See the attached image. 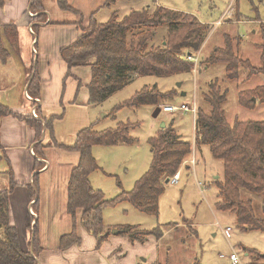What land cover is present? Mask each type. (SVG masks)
<instances>
[{
	"label": "trees",
	"instance_id": "trees-1",
	"mask_svg": "<svg viewBox=\"0 0 264 264\" xmlns=\"http://www.w3.org/2000/svg\"><path fill=\"white\" fill-rule=\"evenodd\" d=\"M6 1L0 0V10ZM56 1L61 10L76 13L69 7L67 0ZM116 1L109 0L106 7H110ZM31 9L42 12L44 10L42 0H33ZM237 14L239 22L243 17L239 10ZM253 21L262 29V44L256 45L261 50L260 66H254L250 60L242 58L240 44L237 49V45L234 44L236 38L229 35L225 37V45L216 47L206 61L202 62L201 53L211 26L201 22L193 14L160 6L133 10L123 19H120L119 12L116 11L106 23L99 22L92 16L89 25L86 28L82 27L83 33L78 40L73 45L63 48L61 54L68 65L69 76L73 68L87 66L93 58L95 59L90 65L92 79L88 85L91 104H102L139 77H169L185 73L200 75L211 72L219 65L225 67L226 80L241 81L246 75L245 81L248 82L254 76L264 75V22L259 15ZM163 26L168 27L167 35L161 39L157 38V28ZM37 31L38 26L34 32L37 34ZM8 33L16 42L17 29L14 26L3 28L0 24L2 57L10 55L3 40V34L7 36ZM237 38L238 43L242 40V44V37ZM199 63L202 68L198 73ZM32 69L28 93L37 99L40 98L41 81L38 68ZM242 72L245 73L243 76ZM201 82L202 80L199 81ZM205 86L207 89L201 88L199 104L196 98L187 104L195 102L198 107L194 120L196 144L198 147L209 146L214 158L222 160L224 164V181H215L219 187L216 208L234 213L241 230L264 233V121L236 120L231 124L225 110L228 91L223 90L217 80ZM178 94V89L162 92L158 87H144L130 99L114 106L110 115L116 119L117 114L125 108L136 110L142 106H154V114L160 110V116L165 106L174 104L166 102L161 107L162 101H175ZM238 101L246 109H255L257 104H264V85L241 90ZM11 115H15L14 112L0 101V123L3 118ZM16 116L35 130L36 155L43 158V150L47 147L41 141L43 131L49 130L53 134V122L57 117L45 119L40 115ZM139 125V122L120 121L116 127L103 130H96L90 126L77 133L73 146L56 145L65 151L79 154V162L71 171L67 188L66 212L72 218L73 228L69 234L61 238L62 250L80 243L77 237L78 223L96 238L97 249L101 248L112 234L110 229L105 231L103 218L104 210L109 206L129 202L140 213L158 217L160 198L165 192L166 184L179 174L183 163L193 152V145L183 140L172 125L160 129L158 133L148 138L147 144L152 154L151 164L147 172L136 181L132 190L121 191L114 199L106 200L104 193L95 189L90 180L91 174L99 169L93 148L134 146L140 141L132 132ZM2 150L4 148L0 139V151ZM3 161L6 169L2 172L9 176L10 183L7 189L0 192V264H37V257L42 250L38 236V221L33 226V248L31 251L24 250L21 247L18 230L10 223V196L18 184L5 153L0 155V162ZM40 169V164L36 163L35 171ZM33 180V184L29 185V192L31 198L35 200L34 207L38 213L39 175L36 174ZM244 190L261 196L259 211L252 201L243 199ZM117 229L120 230V235L127 236L132 243H144L150 236L161 240L164 236L161 227L143 230L125 225ZM195 233L197 235L196 231ZM248 252L254 256V264H264L256 250ZM195 264L201 263L196 260Z\"/></svg>",
	"mask_w": 264,
	"mask_h": 264
},
{
	"label": "rangeland",
	"instance_id": "rangeland-1",
	"mask_svg": "<svg viewBox=\"0 0 264 264\" xmlns=\"http://www.w3.org/2000/svg\"><path fill=\"white\" fill-rule=\"evenodd\" d=\"M45 1L48 6L53 5V0ZM155 6L193 14L201 22L211 26L207 39L209 43L201 55L202 62L206 61L214 48L223 47L225 37L229 35L236 38L234 44L237 45V49L240 44L242 58L250 60L254 66L261 65V50L256 45L262 44V29L258 23L254 24L253 20L259 15L264 22V0H117L110 7L103 8L97 20L106 23L116 11L119 12L120 19H123L133 10ZM237 10L243 18L235 24L238 19ZM167 31V26L158 27L157 38L161 39L162 36L167 35ZM238 36L242 37V44V40L238 43ZM3 40L10 55L8 57L0 55V84L6 87V90L0 94V99L2 103L18 108L24 103L22 94L24 95L28 90L32 69L24 66L27 53L22 41L15 42L10 38V33L7 36L3 34ZM201 68L202 65L199 63L198 73ZM244 74L242 72V76ZM245 76L241 81H228L225 67L222 65L200 75L185 73L169 77L144 76L134 79L116 96L96 108H87L86 111L71 109L65 112L63 118L61 115L63 109L52 111V115L57 117L53 122L54 133H45L44 145L73 146L77 133L90 126L96 130H103L116 127L120 121L140 123L132 132L134 137L139 138V149L135 148L136 145L133 149L129 146L93 148L99 169L91 174L90 180L93 181L91 184L95 189L104 193L106 200L117 197L120 193L119 189L132 190L134 179L150 166L148 162L151 164L152 154H149L151 150L146 141L156 134L155 130L160 129L163 123L167 126L172 125L183 140L193 145V152L183 163L181 180L174 184L169 182L165 186V192L160 198L158 217L140 213L129 202L105 208L103 213L105 231L112 230L111 236L117 232L113 229L116 226L130 225L143 230L161 227L164 230L161 240H156L157 238L153 236L154 238L150 237L144 243L137 242V244L132 243L125 235H118V240L122 241L126 252V264H195L196 260L201 264H229V256L233 252L240 256V264H254L253 256H248V250H256L261 256L260 260L264 261V233L241 230L234 213L216 208V203L219 201V187L215 181H224V164L222 160L214 158L209 146L202 145L201 149H196L197 136L193 113L162 112L158 118H155L154 106H142L136 110L125 108L117 114L116 119L111 115L106 117L102 114L110 113L114 106L130 99L144 87H158L162 92L174 89L180 91V96L175 97V101L164 100L161 107L166 102L179 105L192 102L195 98L199 104L201 88L205 90L206 84L217 80L219 86L228 91L225 110L231 124L236 120L264 121V104H257L255 109H246L238 101L241 90L264 85V75L254 76L248 82L245 81ZM201 80L202 82L199 83ZM183 92L187 95L181 96ZM30 114L32 115L31 108ZM85 114L89 116V122L90 120L92 122L85 121L87 117ZM54 151L56 153L57 150ZM187 165H191L189 170L184 167ZM4 166L5 162H0L2 175L0 186L6 187V180L9 177H5L6 174L1 171ZM120 184L123 186L120 187ZM242 196L243 199L252 201L259 211L261 196L245 190L242 191ZM228 228L231 232L225 231ZM246 248L249 249L245 250Z\"/></svg>",
	"mask_w": 264,
	"mask_h": 264
},
{
	"label": "crops",
	"instance_id": "crops-1",
	"mask_svg": "<svg viewBox=\"0 0 264 264\" xmlns=\"http://www.w3.org/2000/svg\"><path fill=\"white\" fill-rule=\"evenodd\" d=\"M108 1L67 0L69 7L76 11V13H72L61 10L56 0L52 1L53 5L51 7L47 5L45 0H42L44 7L42 12H35L31 9L33 0H7L5 6L0 10L1 26H14L17 29V40L22 41L24 45L27 53L24 60L25 68L30 70L33 67L38 68L41 81L40 98L34 99L27 90L24 95L22 94L24 99L22 106L13 108L3 103L10 107L15 115L3 118L0 123V139L5 150H2L1 153H5L6 157L9 155V162L18 184L10 196V223L18 230L21 247L24 250L31 251L33 248V226L38 221V236L42 250L37 257V264L127 263L122 241L118 240V235L121 236L120 230L117 229L119 226L113 228L117 232L109 237L101 249H97L96 238L78 223L77 237L80 239V243L64 250L61 249V238L69 234L73 228L72 218L66 212L67 188L71 171L79 162V154L46 144L47 147L44 148L42 154L43 158H39L35 151V130L16 116L38 117L40 115L45 119H49L53 116L52 111L63 109V114H61L63 118L68 110L86 111L87 108H96L106 102L102 104L90 103V92L88 90V85L92 79L90 65L95 62V59L93 58L87 66L73 68L72 74L69 76L68 65L64 61L61 52L63 48L73 45L78 40L83 33L84 28L82 27L86 28L89 25L92 16L97 18ZM237 23L239 22L235 24ZM37 26L38 31L36 34L34 30ZM207 43H209V40L205 42L201 55H203ZM5 90L6 87L1 83L0 94ZM186 95V92L181 94V96ZM178 96H180V91ZM0 101L2 102L1 99ZM30 108L32 115L30 114ZM102 114L106 117L110 115L109 112H103ZM85 115L87 116L85 121L88 123L89 116ZM90 122L92 121L90 120ZM166 126L165 124V128ZM160 129H164L162 125ZM160 129L155 130L156 133ZM46 132L51 133L49 130H44L42 142H44ZM136 146L135 148L139 149V143ZM129 147L134 148L133 145ZM196 149H201V147L196 144ZM54 150H57L58 156ZM149 154L151 155V151H149ZM36 163L40 164V170L35 171ZM148 163L150 165V162ZM5 166L1 171L6 169ZM190 166L184 167L189 170ZM148 167L134 179L133 185L147 172ZM52 170L53 173H51ZM127 172L129 173V171ZM36 174L39 175L40 185L38 213L34 207L35 200L31 198L29 192V185L33 184ZM179 175L181 180V171ZM0 176L2 175L0 174ZM4 176L7 177V175ZM9 180V178L6 180V187L0 186V192L9 187ZM91 182L93 183L92 180ZM171 183H173V180ZM129 189L124 190L123 188L119 191H130L131 189Z\"/></svg>",
	"mask_w": 264,
	"mask_h": 264
},
{
	"label": "built area",
	"instance_id": "built-area-1",
	"mask_svg": "<svg viewBox=\"0 0 264 264\" xmlns=\"http://www.w3.org/2000/svg\"><path fill=\"white\" fill-rule=\"evenodd\" d=\"M190 112L194 114V120L197 116L198 113V107L196 106V103H192V104H187V103H183V104H179V105H167L163 108V112L164 113H176V112ZM35 114V112H34ZM36 115V114H35ZM180 179V175L178 174L177 176L174 177L173 179V183H177ZM226 232H231V229L228 228L227 230H225ZM229 260L231 264H240L241 260H240V256L237 255V253L233 252L230 256H229Z\"/></svg>",
	"mask_w": 264,
	"mask_h": 264
},
{
	"label": "water",
	"instance_id": "water-1",
	"mask_svg": "<svg viewBox=\"0 0 264 264\" xmlns=\"http://www.w3.org/2000/svg\"><path fill=\"white\" fill-rule=\"evenodd\" d=\"M184 95H185V93H184ZM160 112H161V111L159 110L157 113H155V114H154V117H155V118H158ZM162 128H165V123L162 124Z\"/></svg>",
	"mask_w": 264,
	"mask_h": 264
}]
</instances>
